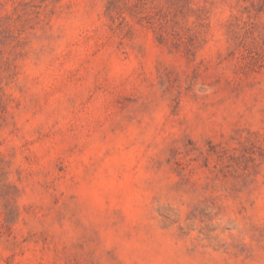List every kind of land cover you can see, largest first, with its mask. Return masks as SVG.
<instances>
[{"label":"rangeland","instance_id":"1","mask_svg":"<svg viewBox=\"0 0 264 264\" xmlns=\"http://www.w3.org/2000/svg\"><path fill=\"white\" fill-rule=\"evenodd\" d=\"M0 264H264V0H0Z\"/></svg>","mask_w":264,"mask_h":264}]
</instances>
